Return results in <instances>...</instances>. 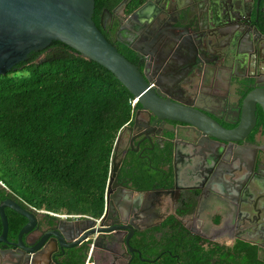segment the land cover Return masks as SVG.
Segmentation results:
<instances>
[{
    "label": "flooded vegetation",
    "instance_id": "af4514ba",
    "mask_svg": "<svg viewBox=\"0 0 264 264\" xmlns=\"http://www.w3.org/2000/svg\"><path fill=\"white\" fill-rule=\"evenodd\" d=\"M96 2V26L159 96L233 128L246 94L264 88V0H99L100 9ZM133 98L111 155L117 204L95 217L104 215L102 225L81 238L83 219L93 216H54L19 202L27 217L6 207L28 224L24 264H171L179 252V264H192L195 244L238 239L263 255L264 106L255 103L243 139L218 142ZM171 215L178 223L165 222Z\"/></svg>",
    "mask_w": 264,
    "mask_h": 264
},
{
    "label": "trees",
    "instance_id": "16d2710c",
    "mask_svg": "<svg viewBox=\"0 0 264 264\" xmlns=\"http://www.w3.org/2000/svg\"><path fill=\"white\" fill-rule=\"evenodd\" d=\"M132 99L112 72L58 40L1 73L0 199L98 217L114 142L132 117ZM5 213L15 237L22 221L7 208ZM165 222L178 223L172 215ZM193 249L192 264H264L259 246L240 239ZM183 256L179 252L171 264Z\"/></svg>",
    "mask_w": 264,
    "mask_h": 264
},
{
    "label": "water",
    "instance_id": "95a60500",
    "mask_svg": "<svg viewBox=\"0 0 264 264\" xmlns=\"http://www.w3.org/2000/svg\"><path fill=\"white\" fill-rule=\"evenodd\" d=\"M94 3L95 0H0V74L25 60L29 52L41 50L54 40L62 41L86 59L112 72L142 107L159 117L187 123L218 142H238L246 136L255 120V103L264 106V88L246 94L241 120L233 128H225L199 109L163 98L146 84L137 66L96 26L92 19ZM114 160L111 159L106 184L104 214L112 211L116 203L109 193L117 169ZM6 207L29 216L28 211L12 197L0 201V264H24L21 254L26 245L23 234L28 224L19 229L15 239H8ZM103 220L104 215L99 219L85 217L77 232L83 238L102 225Z\"/></svg>",
    "mask_w": 264,
    "mask_h": 264
},
{
    "label": "built area",
    "instance_id": "2783aa9c",
    "mask_svg": "<svg viewBox=\"0 0 264 264\" xmlns=\"http://www.w3.org/2000/svg\"><path fill=\"white\" fill-rule=\"evenodd\" d=\"M134 98L131 100V103L133 104V102H134ZM0 184L2 185V186H5V184L0 180ZM41 211H44V212H46V213H48V214H51V215H54V216H60L61 214H59L58 212H55V211H50V210H45V209H43V210H41Z\"/></svg>",
    "mask_w": 264,
    "mask_h": 264
},
{
    "label": "rangeland",
    "instance_id": "374dc122",
    "mask_svg": "<svg viewBox=\"0 0 264 264\" xmlns=\"http://www.w3.org/2000/svg\"><path fill=\"white\" fill-rule=\"evenodd\" d=\"M20 73V72H19Z\"/></svg>",
    "mask_w": 264,
    "mask_h": 264
}]
</instances>
